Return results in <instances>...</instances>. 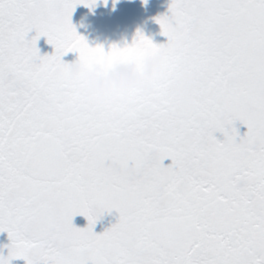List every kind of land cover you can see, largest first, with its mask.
<instances>
[{
    "label": "snow or ice",
    "instance_id": "6c2138e0",
    "mask_svg": "<svg viewBox=\"0 0 264 264\" xmlns=\"http://www.w3.org/2000/svg\"><path fill=\"white\" fill-rule=\"evenodd\" d=\"M96 3L0 0V264H264V0H169L166 43L108 50L71 20ZM68 53L158 56L153 94L86 93Z\"/></svg>",
    "mask_w": 264,
    "mask_h": 264
},
{
    "label": "water",
    "instance_id": "95a60500",
    "mask_svg": "<svg viewBox=\"0 0 264 264\" xmlns=\"http://www.w3.org/2000/svg\"><path fill=\"white\" fill-rule=\"evenodd\" d=\"M169 0H97L96 6L91 10L85 7L79 17L75 28L78 34L85 37L90 46L103 45L108 50L110 45L123 46L131 43L139 30L156 44L167 42V37L161 35L160 25L155 22V17L168 11ZM62 59L72 62L77 59L76 53H68ZM241 134L246 131L245 126L236 124ZM218 139H223L222 134L215 133ZM171 161L166 159L164 164ZM118 214L113 211L105 213L94 226V231L100 233L116 222ZM73 224L77 227H85V217L77 215L73 218ZM9 243L7 232H0V251L7 255L8 249L3 245ZM11 264H25L23 260H12Z\"/></svg>",
    "mask_w": 264,
    "mask_h": 264
},
{
    "label": "clouds",
    "instance_id": "9594fccd",
    "mask_svg": "<svg viewBox=\"0 0 264 264\" xmlns=\"http://www.w3.org/2000/svg\"><path fill=\"white\" fill-rule=\"evenodd\" d=\"M159 63L158 56L144 57L139 64L132 61L106 60L94 61L87 68L76 60L70 62V75L81 76L82 86L86 93L106 95L115 92H126L138 88L142 95L151 97L152 88L146 83L151 78ZM40 103L39 98L36 100Z\"/></svg>",
    "mask_w": 264,
    "mask_h": 264
}]
</instances>
